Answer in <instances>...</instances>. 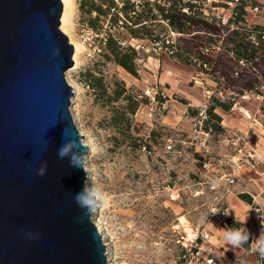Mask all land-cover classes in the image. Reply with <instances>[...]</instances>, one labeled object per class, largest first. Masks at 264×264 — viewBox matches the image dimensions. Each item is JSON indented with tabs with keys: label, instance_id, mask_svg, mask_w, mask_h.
<instances>
[{
	"label": "rangeland",
	"instance_id": "374dc122",
	"mask_svg": "<svg viewBox=\"0 0 264 264\" xmlns=\"http://www.w3.org/2000/svg\"><path fill=\"white\" fill-rule=\"evenodd\" d=\"M125 1L143 2L72 0L81 48L66 69L89 143L84 184L107 196L92 214L107 264H264L253 252L264 235V0H179L210 24L193 32L166 25L164 0L136 5L157 18L134 28ZM237 39L253 44L255 65L236 56ZM246 225L249 248L226 245L224 232Z\"/></svg>",
	"mask_w": 264,
	"mask_h": 264
},
{
	"label": "water",
	"instance_id": "95a60500",
	"mask_svg": "<svg viewBox=\"0 0 264 264\" xmlns=\"http://www.w3.org/2000/svg\"><path fill=\"white\" fill-rule=\"evenodd\" d=\"M62 10L61 0H0V264H107L93 212L73 198L85 171L57 156L65 132L86 151L69 111Z\"/></svg>",
	"mask_w": 264,
	"mask_h": 264
},
{
	"label": "trees",
	"instance_id": "16d2710c",
	"mask_svg": "<svg viewBox=\"0 0 264 264\" xmlns=\"http://www.w3.org/2000/svg\"><path fill=\"white\" fill-rule=\"evenodd\" d=\"M157 1V0H156ZM150 4L149 0H143L142 3H137L135 4L134 2L128 3V1H125L124 6L122 9L124 10V14L126 16V18L129 19L130 25L134 26L136 25L134 28L138 27V28H146L147 25L153 24L156 20L157 17H155V15L153 13H151V8H147L144 11L138 10L136 5H143L144 7ZM179 0H164L163 4L159 3V2H155V6L158 8V10L161 12V18L166 22V25L171 28L174 31L177 32H184V31H188V32H193L194 28H197V30H205L208 31V28L210 29V24L209 22L206 20L205 17H197V19H195V17L193 16V14L190 13H186V11H182V8L184 7V5H180ZM186 6L188 7V10H191V6L192 3H190L189 1L186 2ZM127 8V9H126ZM262 27V26H261ZM133 28V27H131ZM137 29H132V31H136ZM259 28V27H258ZM260 29V28H259ZM238 33V32H236ZM152 34V32H151ZM155 38V37H154ZM261 35H258V40H257V44L258 46H262L264 45V41L260 40ZM262 39V38H261ZM239 39L235 40V47H236V51L235 54L236 56L239 58L244 57L246 60H251L252 64L255 65V47L253 46V44L250 43V41H246V45L244 44V42L240 39V41H238ZM109 41H111V39H109ZM166 47H172V49H175V45L174 42H170L167 41V43H165ZM248 45H250L252 47V49H250L248 51ZM110 45L108 44V47ZM111 47V46H110ZM238 47H240V49H237ZM242 51H245V54L241 53ZM133 51V50H132ZM174 50H172L171 52H173ZM134 52V51H133ZM118 61L127 69V70H131L129 68V66L126 64L124 59H118ZM215 119L216 121H219V117L217 115ZM214 119V118H212ZM214 127V126H213ZM247 230H248V226H244ZM249 241H250V236H249ZM249 241L247 244H245L243 246V248L248 249L249 248Z\"/></svg>",
	"mask_w": 264,
	"mask_h": 264
},
{
	"label": "clouds",
	"instance_id": "9594fccd",
	"mask_svg": "<svg viewBox=\"0 0 264 264\" xmlns=\"http://www.w3.org/2000/svg\"><path fill=\"white\" fill-rule=\"evenodd\" d=\"M62 143L57 149V156L59 159H68L69 165L73 168L83 169L86 172L85 166L87 163L86 153L81 151V145L79 141L73 138H66V132L61 134ZM47 142H45V147ZM75 148L76 153L70 155L71 149ZM97 151H100L99 147ZM46 163L41 164L37 170V175L43 176L46 171ZM74 200L77 205L84 211L86 215L95 211V209L102 205L106 199V194L99 188L93 187L88 184H84L82 191L77 192L74 195ZM29 238L36 239L33 234H28ZM250 233L242 226L240 228L228 229L223 234V240L226 245L234 248L243 247L249 241ZM253 252L257 254L261 259H264V235H259L256 239Z\"/></svg>",
	"mask_w": 264,
	"mask_h": 264
},
{
	"label": "bare ground",
	"instance_id": "6f19581e",
	"mask_svg": "<svg viewBox=\"0 0 264 264\" xmlns=\"http://www.w3.org/2000/svg\"><path fill=\"white\" fill-rule=\"evenodd\" d=\"M62 2V5H63V10H62V14H61V17H60V29L65 32L67 35H68V38H69V41L73 44L74 46V54L72 56L73 60H76V54L78 52V50L81 48V44L77 41H74L72 39V36H71V30H72V27H71V16H72V0H61ZM64 77H65V80L66 82L70 85L71 89H73V93H75L76 97L75 96H72L71 97V101H70V108H69V111H73V102H74V98L75 100L77 101V103H75V105L77 104V107L79 106L80 104V87L77 85V82H78V77L76 75V72L74 70V68H69L68 70H66L64 72ZM84 145H86V148L89 147V143L86 141V139H83L82 140ZM87 170V168H85ZM182 222H184V220H182ZM95 225L98 229V231L101 232L100 230V226H99V223L98 221H95ZM127 264V263H125Z\"/></svg>",
	"mask_w": 264,
	"mask_h": 264
},
{
	"label": "built area",
	"instance_id": "2783aa9c",
	"mask_svg": "<svg viewBox=\"0 0 264 264\" xmlns=\"http://www.w3.org/2000/svg\"><path fill=\"white\" fill-rule=\"evenodd\" d=\"M166 147H167L168 149H170L171 146H170V145H167ZM229 181L231 182L232 180L230 179ZM197 192H198V191H196V193H197Z\"/></svg>",
	"mask_w": 264,
	"mask_h": 264
}]
</instances>
